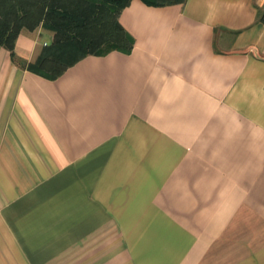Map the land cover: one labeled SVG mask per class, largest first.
<instances>
[{
	"label": "crops",
	"instance_id": "0c3cea01",
	"mask_svg": "<svg viewBox=\"0 0 264 264\" xmlns=\"http://www.w3.org/2000/svg\"><path fill=\"white\" fill-rule=\"evenodd\" d=\"M259 9L130 0L132 50L55 79L0 45V264H264Z\"/></svg>",
	"mask_w": 264,
	"mask_h": 264
},
{
	"label": "trees",
	"instance_id": "16d2710c",
	"mask_svg": "<svg viewBox=\"0 0 264 264\" xmlns=\"http://www.w3.org/2000/svg\"><path fill=\"white\" fill-rule=\"evenodd\" d=\"M164 5L185 0H142ZM130 0H0V45L10 56L34 73L49 79L59 77L68 67L87 55H105L117 50L129 53L133 36L119 21ZM264 23V9L258 11ZM41 25L54 33L53 41L31 62L19 59L15 42L22 28Z\"/></svg>",
	"mask_w": 264,
	"mask_h": 264
},
{
	"label": "rangeland",
	"instance_id": "374dc122",
	"mask_svg": "<svg viewBox=\"0 0 264 264\" xmlns=\"http://www.w3.org/2000/svg\"><path fill=\"white\" fill-rule=\"evenodd\" d=\"M39 28H44V27H42L41 25H39V26H37L36 28H34V29H32V30L27 29V28H22L20 32L25 31V30H28V31H34V30H35V31H37ZM44 29H45V28H44ZM46 30H48V29H46Z\"/></svg>",
	"mask_w": 264,
	"mask_h": 264
}]
</instances>
